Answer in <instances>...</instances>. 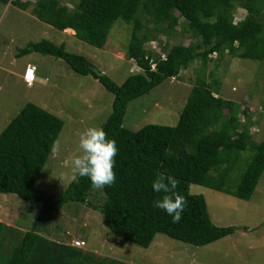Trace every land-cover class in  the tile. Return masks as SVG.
Masks as SVG:
<instances>
[{
  "label": "trees",
  "instance_id": "obj_1",
  "mask_svg": "<svg viewBox=\"0 0 264 264\" xmlns=\"http://www.w3.org/2000/svg\"><path fill=\"white\" fill-rule=\"evenodd\" d=\"M10 4L23 11L30 6L19 0ZM237 6L246 12L239 21H235ZM31 14L59 31L72 30L77 40L97 49L104 47L117 21L131 26L125 55L140 73L121 85L82 55L67 52L63 44L40 40L19 51V56L38 53L61 59L74 73L91 76L113 95L111 113L101 128L118 148L117 178L113 185L99 188L105 200L97 208L109 233L142 248H148L157 234L194 247L233 234L234 227L214 225L205 199L191 194L189 186H203L240 200L252 197L264 171V141H253L248 111L217 96L219 82L199 81L191 88L174 127L147 125L132 131L123 126V120L130 101L168 79H177L193 63L200 62L205 69L213 55L221 59L225 54L264 61V0H240L238 5L236 0H79L71 9L59 0H36ZM180 20L193 43L168 46L164 41L156 52L162 55L145 46L158 35L172 36ZM63 126L59 117L28 102L0 133V194L42 205L32 230L15 246H11V229L0 222V264H123L96 259L38 233L39 226L49 224L65 204L90 205L88 197L98 189L86 177L71 181L53 196L36 187ZM160 173L177 179V192L187 201L179 223L153 206L159 194L151 184Z\"/></svg>",
  "mask_w": 264,
  "mask_h": 264
},
{
  "label": "rangeland",
  "instance_id": "obj_2",
  "mask_svg": "<svg viewBox=\"0 0 264 264\" xmlns=\"http://www.w3.org/2000/svg\"><path fill=\"white\" fill-rule=\"evenodd\" d=\"M12 1L0 0V133L28 102L45 109L49 107L64 122L55 143L60 150L52 152L36 183L38 189L53 196L72 181L71 162L81 154L80 136L87 128H101L111 113L113 95L91 76L74 73L61 59L38 53L19 56V51L40 40L63 44L67 52L82 55L96 70L121 85L129 76L140 73L125 55L131 26L117 21L104 47L97 49L77 40L70 30L59 31L32 18L30 11L36 0H19L30 3L26 11L11 5ZM59 1L71 9L79 0ZM239 2L236 0L237 5ZM245 14L237 6L235 21L243 19ZM184 26L180 20L172 36L158 35L145 46L162 55L156 52L161 50L164 41L168 46L193 43V37L183 32ZM26 63L39 67L43 77L42 82L36 81L28 88L19 78L20 74L24 75ZM199 81L211 85L219 82L217 96L238 103L240 111L247 110L253 141H264V61L232 58L226 54L221 59L213 55L205 69L200 62L193 63L175 81L168 79L150 93L130 101L123 126L132 131L147 125L174 127L191 88ZM240 119L245 120L243 115ZM229 188H235L232 182ZM189 192L205 199L214 225L234 227V233L204 247L157 234L148 248H142L109 233L97 209L105 200L99 188L90 193L87 200L90 205L65 204L49 224L39 226L38 233L67 244L81 239L85 243L82 251L96 259L117 260L123 264H264V171L247 201L199 185H190ZM41 207V203L25 202L16 195L0 194V222L11 229V246L32 230ZM2 250L5 252L6 247Z\"/></svg>",
  "mask_w": 264,
  "mask_h": 264
},
{
  "label": "clouds",
  "instance_id": "obj_3",
  "mask_svg": "<svg viewBox=\"0 0 264 264\" xmlns=\"http://www.w3.org/2000/svg\"><path fill=\"white\" fill-rule=\"evenodd\" d=\"M34 73L32 74L33 83L35 81ZM25 74L26 70L24 77ZM29 76H31V73H29ZM79 149L81 154L76 156L71 162L69 176L72 181L78 182L80 178L86 177L91 181L94 188H104L116 182L117 177L114 165L118 148L114 140L107 138V134L102 128H87L80 136ZM59 150V144H54L53 151ZM151 187L154 193L159 194L153 200V206L166 212L172 218L173 223H179L187 206V201L177 192V179L170 174L160 173L152 181ZM69 245L72 246L71 244Z\"/></svg>",
  "mask_w": 264,
  "mask_h": 264
},
{
  "label": "crops",
  "instance_id": "obj_4",
  "mask_svg": "<svg viewBox=\"0 0 264 264\" xmlns=\"http://www.w3.org/2000/svg\"><path fill=\"white\" fill-rule=\"evenodd\" d=\"M23 11V10H22ZM26 11V10H25ZM30 14H31V11H30ZM32 15V14H31ZM32 18L34 17L33 15L31 16ZM34 19H35V17H34ZM70 29H67V30H64V31H69ZM71 31V33H73V36H74V32L72 31V30H70ZM133 62V61H132ZM33 66V67H35L34 65H32L31 63H26V66H25V68H24V70H26V68H27V66ZM36 68V70H35V81L34 82H36V81H40V82H42V74H41V72H40V70H39V67H35ZM25 72V71H24ZM40 72V73H39ZM24 74V73H23ZM37 75H39V78H38V76ZM41 76V77H40ZM24 75L23 76H21V74L19 75V78L20 79H22V81H23V83H24V85H26V83L24 82ZM171 81H175L176 79H170ZM26 87L28 88L29 86H27L26 85ZM31 87H33V86H31ZM42 108H44L45 109V107H42ZM46 111H48V112H50L51 114H53V115H55V116H57V114H55L54 112H53V110L52 109H50L49 107H46V109H45ZM46 238L47 239H49V240H53V241H56V242H61V241H58V240H54L53 238H51V237H49V236H46ZM76 240H81V239H76ZM65 244H67V243H65ZM69 245V244H68Z\"/></svg>",
  "mask_w": 264,
  "mask_h": 264
},
{
  "label": "built area",
  "instance_id": "obj_5",
  "mask_svg": "<svg viewBox=\"0 0 264 264\" xmlns=\"http://www.w3.org/2000/svg\"><path fill=\"white\" fill-rule=\"evenodd\" d=\"M35 71V68L33 66H28L26 69V74L24 77L25 83L27 86H32L33 83V73ZM29 73H31V76H29ZM71 245L75 248L82 249L85 246V243L83 241L75 240L71 242Z\"/></svg>",
  "mask_w": 264,
  "mask_h": 264
}]
</instances>
